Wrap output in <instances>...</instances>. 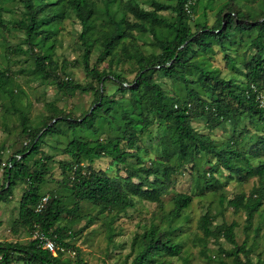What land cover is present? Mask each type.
<instances>
[{
    "label": "trees",
    "instance_id": "1",
    "mask_svg": "<svg viewBox=\"0 0 264 264\" xmlns=\"http://www.w3.org/2000/svg\"><path fill=\"white\" fill-rule=\"evenodd\" d=\"M41 1L43 0H19L23 5L24 14L21 20L15 22V27L23 31L22 43L34 56L32 58L36 77L46 80L52 76L57 79L55 73L60 68L52 57L55 32L49 31L48 28L62 18L64 11L58 13L48 11L51 14H46V10L58 6L65 0H56L51 4ZM169 1L170 4L152 0V11L139 8L136 2H129L126 12L134 18L132 23L126 21L125 14L118 16L117 11L110 12L109 5H106L103 11L105 10L110 26L108 24L104 26L103 22L99 31L96 21L100 16L96 15L95 7L91 2L66 1L67 8L73 12L81 26L79 42L83 47L82 62L85 71L97 85L93 86L92 82L86 86L70 84L69 80L56 83L57 89L64 93L89 91L93 93L94 104L79 118L73 119L58 108L49 106L51 115L48 123L31 136L33 128L29 114L13 106L12 92L4 86L5 79H9L8 70L0 66V89L10 96L7 102L1 105L3 117L16 116L22 134L29 137L28 144L6 161L3 183L0 186V203L7 201L17 182H25L28 189L20 198L17 224L28 229L30 234L35 230L43 233L65 252L74 249L71 240L82 231L73 232L70 227L80 218V202L89 203L97 210L98 215L110 212H115L117 215L123 213L133 207L134 197L158 205L161 203L162 196L166 194V183L169 182L171 169L156 162H150L146 167L140 157L142 150L139 147L140 134L152 126L153 122L158 126L164 124L166 126V135L160 136L162 154L165 155L166 160L180 155L184 163H192L199 153L212 154L231 172L259 178V186L252 190V195L246 199L238 196L227 201L228 206L235 211L239 209L244 211L248 223L263 204L264 160L253 167L249 160L243 157L239 161H243L245 167L236 166L231 162V155L233 158H239L240 155L222 147L217 148L215 144L219 143L214 142L206 134L198 133L191 126V121L194 116L204 118L209 123V128L214 129L223 123H234L242 118L252 121L255 118L259 121L264 119V107H259L257 101L258 94L264 95V13L258 21L248 22L245 14L231 8L234 0H227L224 5L227 14L221 15L219 12L213 26L208 27L204 22L195 24L193 30L188 17L193 10L191 0ZM161 11H170L173 16L158 14ZM134 29L141 34L149 32L151 45L158 50V53L145 54L135 44V37L131 33ZM233 32H238L240 35L255 33V37L249 40V48L255 52L250 61L243 64L241 70L236 68L234 58L227 53L224 55L226 63L241 76V82L234 79L227 80L218 73L205 70L194 63L189 56L198 52L205 55L214 54V47H220L226 52L230 46H225L223 41H226ZM239 42L243 43L242 38ZM94 45L98 46L99 60L104 57L109 58L107 67L101 71L96 67H89V56ZM114 59L120 62L130 61L137 67L136 77L127 87L122 83L124 80L120 74L111 69L110 62ZM154 76L173 78L182 85L187 96H168L162 85L153 79ZM108 80L118 83V91L122 95L126 92L132 95L130 106L124 107L120 99L104 96V84ZM191 86H198L207 94L206 98ZM142 91L149 94L147 106H142L140 100ZM232 103L235 104L234 107L231 106ZM117 108L118 122L116 117L111 115ZM101 134H104L103 139L100 138ZM59 136H67L69 140L62 154L70 161L60 162V166L62 172L66 174L65 180L62 181L63 187L69 192L64 198L69 197L72 206L68 208L64 205L63 199L52 196L48 197L44 208L36 212V205L45 196L40 192L39 186L43 183L46 174V161L51 160L50 156L42 153L41 148L45 145L47 137ZM262 140L259 143H262L264 150ZM40 152L41 157L34 164L40 166L42 170L32 171L27 163ZM104 157L109 158L115 165L125 166V171H129L127 178H124L126 185L123 184L121 176H109L104 170H94L89 165L87 167L83 165L85 162L91 164L94 160ZM134 159L136 163L130 164ZM160 169L163 170V181L158 178ZM150 176H153V180L149 179ZM204 177L205 175L202 178L205 179ZM133 178H136L137 184L132 182ZM199 181L201 183V179ZM225 200L222 197L220 205ZM191 201V196L177 194L173 199L172 210L165 216L168 225L161 228L151 224L142 235L134 239L132 246L137 248L138 254L131 264H166L163 261L165 257H175L182 252L181 242H174V232L180 228L181 221L188 220L184 211ZM66 217L70 218L71 222L66 221ZM94 219L96 218L88 220L87 223L90 225ZM61 220L65 222L64 225L61 224ZM211 224L212 219L208 214L200 218L199 228L204 237L219 238L221 235L233 246L229 250L219 248L218 264H264L262 261L254 263L245 245L235 244L233 234L235 223L221 224L213 231L210 228ZM112 235L113 230L108 227L110 242ZM65 252L58 250L53 255L42 249L38 241L33 239L27 242L5 241L0 242V264H69L67 260L62 259Z\"/></svg>",
    "mask_w": 264,
    "mask_h": 264
},
{
    "label": "rangeland",
    "instance_id": "2",
    "mask_svg": "<svg viewBox=\"0 0 264 264\" xmlns=\"http://www.w3.org/2000/svg\"><path fill=\"white\" fill-rule=\"evenodd\" d=\"M55 1L43 0L41 3L51 4ZM66 1L46 10V14H51L48 11L56 13L64 11V13L58 22L48 28L49 31L55 32L52 57L60 68L55 73L58 77L55 79L51 76L49 79L43 80L36 77L32 58L34 56L27 51V46L22 43L23 31L15 27V22L23 18V5L19 0H0V66L8 70L9 78L5 79L4 86L12 92L13 106L28 112L33 128L30 133L31 136L36 131L41 130L45 123H48L51 115L49 106H54L71 118L76 119L94 104V95L90 91L70 94L59 91L56 86L58 81L67 80L70 84L86 86L92 82L93 86H97L85 71L82 62L83 47L79 42L81 26L73 12L67 8ZM88 1L94 5L96 15L100 16V19L96 21L98 31L103 22L104 26L107 24L110 26L105 10L103 11L106 5H109L110 12L117 11L118 16L125 14L126 21L130 23L134 21V18L126 12V6L129 2H136L139 8L145 11L153 10L152 0ZM153 1L171 3L169 0ZM226 2L227 0H191L190 4L193 10L188 14V17L192 29L195 30V24H203L204 22L208 27L213 26L219 12L221 15L227 14L224 9ZM231 8L235 11L240 10L243 15L245 14L248 22L258 21L264 13V0H234ZM158 14L167 17L173 16L170 11H161ZM131 33L135 37V44L145 54L158 53V50L151 45L152 39L149 32L141 34L134 29ZM253 37H255L253 32L243 35L233 32L226 41H223L225 46H230L226 52H223L220 47H214V54L205 55L198 52L195 55L189 54V56L194 63L205 70L218 73L224 79H234L241 82V76L226 63L224 55L227 53L234 58L236 68L241 70L243 64L249 62L255 52L249 48V40ZM240 38H242L243 43L239 42ZM97 47L94 45V48L91 49L89 67H96L101 71L107 67L109 58L104 57V59L99 60ZM34 51L36 53V50ZM116 60L110 62L111 69L120 74L124 80L122 83H125L124 86L127 87L134 81L137 67L130 61L122 60L120 62ZM153 79L162 85L161 87L168 96H187L182 85L173 78L154 76ZM191 88L206 98L207 94L198 86H191ZM103 92L104 96L116 100L120 99V103L124 107L130 106L132 95L129 92L122 95L118 91L117 82L112 80L105 82ZM216 94L219 95V92L216 91ZM9 98L10 96L0 89V186L3 183V170L6 161L28 144L29 140V137L22 134L16 116L3 117L1 105H4L3 103L7 102ZM148 98L149 94L142 91L140 96L142 106H147ZM234 105V103L231 104L232 107ZM111 115L115 116L118 122L119 109L117 108ZM207 123L204 118L194 116L191 126L198 133L206 134L214 142L219 143L215 144L217 148L222 147L234 154L238 153L239 158H233L231 155V162L236 166L245 167V163L239 161L243 157H246L253 167L258 166L264 160L263 146L262 143H259L262 139L264 141V119L259 121L255 118L252 121L242 118L234 123H223L214 129H210V125ZM166 133L165 124L158 126L157 123L153 122L152 126L140 134L139 141V147L142 150L140 157L145 162L146 167L149 166L150 162H156L167 165L171 169L169 182L166 183V194L162 196L161 203L158 205L134 197L133 207L126 209L125 212L118 215L115 212L98 215L97 210L89 203L80 202V218L75 220L70 227L73 232L82 231L71 240L74 249L66 251L62 259L67 260L69 264H131L138 254L137 248L132 246L134 239L142 235L151 224L165 228L168 225L165 216L173 208L174 197L177 194H186L192 197L189 207L184 211L188 220L180 222V228L174 232L175 238H173L174 242H181L183 245L182 252L175 257H165L163 261L166 264H218L220 260L219 248L229 250L233 247L221 235L219 238L204 237L199 228V221L205 214H208L212 219L210 227L212 231L221 224L235 223L236 227L233 231L235 244L245 245L250 251L249 256L254 263L257 261L264 262V201L249 223L242 209L235 211L227 204L228 200H233L238 196H243L246 199L252 195V190L259 186V178L231 172L212 154L199 153L192 163H184L180 155H175L166 160L160 145V136L166 135ZM100 138L103 139L104 134H101ZM68 141L67 136L47 137L45 139V145L42 146L41 151L45 156H50L51 160L46 161V174L39 187L42 194L50 198L52 196L59 197L63 199L64 205L70 208L72 202L69 197L64 198L69 195V192L62 184L66 174L62 172L60 166V162L70 161L66 155L62 154ZM227 142L231 143L222 144ZM40 157L41 152L28 161L29 169L32 171L42 170L40 166L34 164ZM135 163V159L130 161L132 165ZM83 165L85 167L89 165L94 170H104L109 176H121L123 184H127L124 178H127L129 171H125L123 165H115L109 158L94 160L91 164L85 162ZM162 174L163 170L160 169L158 178L163 181ZM203 175H205V179L202 178ZM149 179L153 180V176H150ZM199 179H201V183ZM132 182L138 183L136 178H133ZM27 189L28 186L25 182H17L12 193L7 197V201L0 203V242H27L33 239L28 229L17 224L19 222L20 198ZM222 197L226 200L220 205ZM92 218L96 219L89 225L87 222ZM69 219L66 217V221H70ZM64 223L61 220V224L64 225ZM108 227L113 230L111 242L108 240Z\"/></svg>",
    "mask_w": 264,
    "mask_h": 264
},
{
    "label": "built area",
    "instance_id": "3",
    "mask_svg": "<svg viewBox=\"0 0 264 264\" xmlns=\"http://www.w3.org/2000/svg\"><path fill=\"white\" fill-rule=\"evenodd\" d=\"M257 101L259 103V107H264V95L263 94L257 95ZM47 202H48V196L45 195L40 199V201L36 205V208H35L36 212H40L44 208ZM32 238L33 240L38 241L42 249L47 250L53 255H55L58 250L60 252H65L63 248L57 247L55 242L52 239L46 237L43 233H39L37 230L33 232Z\"/></svg>",
    "mask_w": 264,
    "mask_h": 264
}]
</instances>
